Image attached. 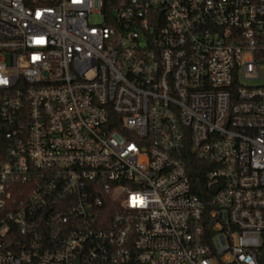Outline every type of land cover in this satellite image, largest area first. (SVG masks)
Returning <instances> with one entry per match:
<instances>
[{"label":"built area","instance_id":"obj_1","mask_svg":"<svg viewBox=\"0 0 264 264\" xmlns=\"http://www.w3.org/2000/svg\"><path fill=\"white\" fill-rule=\"evenodd\" d=\"M0 143V264H264V0H0Z\"/></svg>","mask_w":264,"mask_h":264},{"label":"trees","instance_id":"obj_2","mask_svg":"<svg viewBox=\"0 0 264 264\" xmlns=\"http://www.w3.org/2000/svg\"><path fill=\"white\" fill-rule=\"evenodd\" d=\"M184 161L191 184V192L201 199L208 201L211 197V193L206 187L207 164L198 159L195 154L189 150L184 154ZM209 209L210 207L208 205L207 210Z\"/></svg>","mask_w":264,"mask_h":264},{"label":"water","instance_id":"obj_3","mask_svg":"<svg viewBox=\"0 0 264 264\" xmlns=\"http://www.w3.org/2000/svg\"><path fill=\"white\" fill-rule=\"evenodd\" d=\"M216 189H217L216 187L213 188V189H212V192L214 193V192L216 191ZM130 263H131V261H130L128 264H130ZM76 264H78V259H77V261H76Z\"/></svg>","mask_w":264,"mask_h":264},{"label":"rangeland","instance_id":"obj_4","mask_svg":"<svg viewBox=\"0 0 264 264\" xmlns=\"http://www.w3.org/2000/svg\"><path fill=\"white\" fill-rule=\"evenodd\" d=\"M97 20H98V18H93V19H92V21H97Z\"/></svg>","mask_w":264,"mask_h":264},{"label":"clouds","instance_id":"obj_5","mask_svg":"<svg viewBox=\"0 0 264 264\" xmlns=\"http://www.w3.org/2000/svg\"><path fill=\"white\" fill-rule=\"evenodd\" d=\"M249 264H251V261H249Z\"/></svg>","mask_w":264,"mask_h":264}]
</instances>
